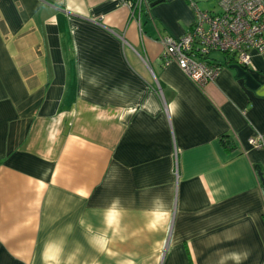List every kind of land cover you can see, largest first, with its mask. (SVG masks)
<instances>
[{
  "label": "crops",
  "instance_id": "1",
  "mask_svg": "<svg viewBox=\"0 0 264 264\" xmlns=\"http://www.w3.org/2000/svg\"><path fill=\"white\" fill-rule=\"evenodd\" d=\"M150 3L0 0V264H264V53L198 87Z\"/></svg>",
  "mask_w": 264,
  "mask_h": 264
},
{
  "label": "built area",
  "instance_id": "2",
  "mask_svg": "<svg viewBox=\"0 0 264 264\" xmlns=\"http://www.w3.org/2000/svg\"><path fill=\"white\" fill-rule=\"evenodd\" d=\"M194 10L191 27L179 37L160 38L163 65L175 63L198 87L212 81L221 69L213 52L235 57L240 65L252 64L254 53H264V0H218L213 10ZM131 11L139 12L146 0H121ZM254 148H264V136L247 139Z\"/></svg>",
  "mask_w": 264,
  "mask_h": 264
},
{
  "label": "trees",
  "instance_id": "3",
  "mask_svg": "<svg viewBox=\"0 0 264 264\" xmlns=\"http://www.w3.org/2000/svg\"><path fill=\"white\" fill-rule=\"evenodd\" d=\"M220 140H221L222 145L225 148H229V150L232 149V147H231L232 143H231V140H229L228 136L223 135L220 138ZM257 171H259V168L258 167H257ZM261 184H262V188H264V176H262V175H261Z\"/></svg>",
  "mask_w": 264,
  "mask_h": 264
},
{
  "label": "rangeland",
  "instance_id": "4",
  "mask_svg": "<svg viewBox=\"0 0 264 264\" xmlns=\"http://www.w3.org/2000/svg\"><path fill=\"white\" fill-rule=\"evenodd\" d=\"M212 56L221 57L222 56V53H220V52H213L212 53Z\"/></svg>",
  "mask_w": 264,
  "mask_h": 264
},
{
  "label": "water",
  "instance_id": "5",
  "mask_svg": "<svg viewBox=\"0 0 264 264\" xmlns=\"http://www.w3.org/2000/svg\"><path fill=\"white\" fill-rule=\"evenodd\" d=\"M149 1H151L150 5L152 6V5L160 2L161 0H149Z\"/></svg>",
  "mask_w": 264,
  "mask_h": 264
}]
</instances>
